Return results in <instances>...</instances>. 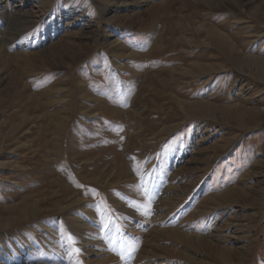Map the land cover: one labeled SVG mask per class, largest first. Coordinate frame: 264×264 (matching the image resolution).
Listing matches in <instances>:
<instances>
[{"label": "rangeland", "instance_id": "374dc122", "mask_svg": "<svg viewBox=\"0 0 264 264\" xmlns=\"http://www.w3.org/2000/svg\"><path fill=\"white\" fill-rule=\"evenodd\" d=\"M0 264H264V0H0Z\"/></svg>", "mask_w": 264, "mask_h": 264}, {"label": "bare ground", "instance_id": "6f19581e", "mask_svg": "<svg viewBox=\"0 0 264 264\" xmlns=\"http://www.w3.org/2000/svg\"><path fill=\"white\" fill-rule=\"evenodd\" d=\"M236 2V1H235ZM237 3H238V1H237ZM236 4V3H235ZM6 228V227H5Z\"/></svg>", "mask_w": 264, "mask_h": 264}]
</instances>
